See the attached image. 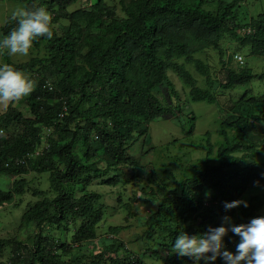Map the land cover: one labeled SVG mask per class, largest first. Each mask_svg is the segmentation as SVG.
I'll return each mask as SVG.
<instances>
[{"label": "trees", "instance_id": "1", "mask_svg": "<svg viewBox=\"0 0 264 264\" xmlns=\"http://www.w3.org/2000/svg\"><path fill=\"white\" fill-rule=\"evenodd\" d=\"M17 1L29 10L45 7L53 37L38 38L25 62L0 52V65L36 81L23 98L27 115L15 102L0 115V177L12 180L8 190L0 188V208L17 206L27 193L37 198L22 216V224L34 229L28 239L0 236V256L6 250L9 256L4 264H148L143 255L164 264H192L171 250L179 234L203 233L224 216L245 223L260 216L264 196L228 212L224 203L264 185V163L257 161L264 154V99L249 87L264 80V72L233 64L227 51L239 41L249 55L264 57V11L258 7L264 0H247L245 6L243 0H97L74 10L80 0ZM15 26L8 16L0 33L6 36ZM243 28L254 31L242 37ZM213 53L218 73L209 60ZM170 72L193 101L215 103L221 92L247 88L230 106L223 104L229 117L220 121L219 139L212 142L210 132L205 134V155L184 169L187 176L170 173L169 184L153 168L146 179L151 185L141 187L144 203L151 196L157 207L140 238L159 240L136 253L119 239L123 227L116 226L108 229L113 238L97 249L92 245L108 207L92 186H120V208L133 214L141 197L124 203L123 194L144 178L129 177L127 170L145 167L132 148L146 140L152 122L178 119L185 108ZM187 133H193V123ZM32 174H49V189L36 186Z\"/></svg>", "mask_w": 264, "mask_h": 264}, {"label": "rangeland", "instance_id": "2", "mask_svg": "<svg viewBox=\"0 0 264 264\" xmlns=\"http://www.w3.org/2000/svg\"><path fill=\"white\" fill-rule=\"evenodd\" d=\"M97 0H80L79 3L71 7V10L80 8L90 3H94ZM254 0H250L253 2ZM258 7L264 11V1L258 3ZM254 8H258L257 4H254ZM25 8L22 2L17 0H0V25H4L8 16L15 9ZM260 11V10H259ZM0 37H3L0 33ZM231 44H234L231 42ZM227 47V46H226ZM238 44H234L233 48H230V54L232 52H238L244 55L247 65H250L257 73L264 72V58L249 55L247 50H238ZM33 52V51H32ZM35 53V52H33ZM31 50L28 55H15L13 60L15 62H25L33 54ZM210 62L217 73L221 69L217 54H209ZM195 75V70L192 71ZM26 74V73H25ZM28 75V74H26ZM29 76V75H28ZM170 80L175 85V89L179 94V100L185 105L183 114L180 118H173L172 120H156L151 123L149 135L145 139H142L135 143L132 148V154L136 156L145 168L141 170L128 169L127 175L131 177L134 174L141 175L144 179H139L135 183L126 186V191L123 194L124 203L130 202L132 197L137 195L141 197L139 203H133L132 215L127 216V212L120 208V202L117 200V196L121 191L120 186L117 188L108 187L106 185L95 184L92 189L100 194L104 195V201L107 204V215L101 227L98 229V239L93 242L97 249L104 246V242L111 240L113 236L110 235L108 229L110 227H123L118 233L119 239L128 244V248L136 253L143 252L146 247L152 246V244L159 240L155 236V239L149 240L147 238H140L146 231L149 230L148 226L144 224L145 219L149 217L151 212L157 207V203L151 198L150 202L144 203L143 199L146 196L141 192V187L147 185L146 179L152 175L153 168H156L158 174L155 175L165 179L169 184H172V179L169 177L170 173H173L176 177L181 175L187 176V172L184 169L189 167L191 163H195L199 158L205 155V151L201 147L204 146V138L207 132H210L212 142H216L219 139L218 131L220 129V121L223 118H228L229 114L225 113L223 104H231V101L239 98V96L246 90L247 87L235 88L233 91L221 92L218 100L215 103L193 101L190 98L189 88L180 80L175 73H169ZM253 91V94L259 98H264V80L255 79L249 86ZM9 103H0V115L6 112ZM14 105L27 115L29 113L28 106L25 104L24 99L15 101ZM195 115L196 120L191 122L190 119ZM193 123V133L189 135L187 132L191 129ZM184 127V128H183ZM7 133V131H6ZM4 132V134H6ZM181 161H177V160ZM257 161L264 163V154L257 158ZM190 173V172H189ZM30 179H34L35 185L43 190H48L49 174H32ZM28 177V178H29ZM38 180L40 184H38ZM11 178L0 177V188L8 190ZM33 184V185H34ZM151 185V184H148ZM149 189V187L147 188ZM264 196V185L256 186L248 189L240 200L249 201L254 196ZM36 197L27 193L22 198L17 206L13 204L7 205L4 208H0V236L1 238L14 237L17 239L26 241L34 231L30 226L22 224V216L27 209L30 202H35ZM132 203V202H131ZM260 216L264 215V206L259 211ZM232 222L235 224L245 223L237 216L232 218ZM70 236V235H69ZM117 236V234L115 235ZM226 247L230 251H235V245L239 242V238L228 233V237L224 238ZM91 248V247H90ZM6 250L3 256H0V264H4L9 256ZM1 255V254H0ZM144 260L148 264H164L161 261H156L150 257L143 255Z\"/></svg>", "mask_w": 264, "mask_h": 264}, {"label": "clouds", "instance_id": "3", "mask_svg": "<svg viewBox=\"0 0 264 264\" xmlns=\"http://www.w3.org/2000/svg\"><path fill=\"white\" fill-rule=\"evenodd\" d=\"M241 4L242 6L248 5V1L243 0ZM10 19L15 21L16 26L6 36L0 37V52L6 50L9 56L28 55L38 38L52 39L53 37L52 15L43 6L32 10L15 9L11 12ZM253 31L252 28H243L238 30V33L245 37ZM232 42L239 45L235 51L241 49L239 41ZM234 44L230 43L227 48L230 60L237 66H244L247 64L244 55L234 51L230 54L229 49L233 48ZM238 57H241L242 61H239ZM35 87L36 81L24 72L10 64L0 65V103L15 102L27 97ZM42 149L40 148L36 153L39 154ZM33 155L35 153L30 157L37 156ZM240 206L248 207L247 201H226L224 210L228 212ZM229 232L239 238L234 252L228 250L224 241ZM171 250L175 255L187 257L192 264H216L218 259L222 261V264H264V215L238 225L232 222L230 216H224L219 226H208L203 233L189 235L183 232L179 234Z\"/></svg>", "mask_w": 264, "mask_h": 264}, {"label": "built area", "instance_id": "4", "mask_svg": "<svg viewBox=\"0 0 264 264\" xmlns=\"http://www.w3.org/2000/svg\"><path fill=\"white\" fill-rule=\"evenodd\" d=\"M238 60L239 61H242V58L241 57H238ZM4 133V131H1V134H3ZM36 155H38V153H35V155H33V156H36Z\"/></svg>", "mask_w": 264, "mask_h": 264}]
</instances>
